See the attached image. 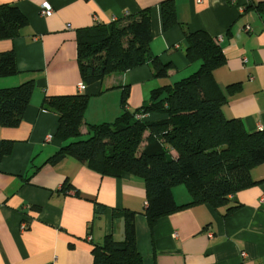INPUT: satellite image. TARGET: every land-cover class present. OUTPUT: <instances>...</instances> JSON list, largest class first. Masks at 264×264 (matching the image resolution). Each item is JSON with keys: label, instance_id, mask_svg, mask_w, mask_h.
I'll list each match as a JSON object with an SVG mask.
<instances>
[{"label": "crops", "instance_id": "0c3cea01", "mask_svg": "<svg viewBox=\"0 0 264 264\" xmlns=\"http://www.w3.org/2000/svg\"><path fill=\"white\" fill-rule=\"evenodd\" d=\"M161 1L0 0L26 18L17 37L0 40V51L14 50L18 69L0 77V88L29 79L35 84L20 124L0 126V140L13 142L12 151L0 158V264H91L94 244L106 235L121 237L123 221L112 217L113 208L134 212L137 248L145 264H264V163L249 172L255 183L231 196L229 206L238 204L231 213L226 206L195 204L150 227L143 214L141 177L101 176L72 156L45 162L62 144L53 136L56 114L42 108L45 96L82 92L88 96L86 124L113 122L123 109V86L128 87L126 109L133 111L153 89L195 69L185 56L184 33L196 30L216 38L226 57L213 71L227 99L223 114L240 119L249 131L264 129V0H173L178 24L167 30ZM43 2L53 8L46 17L39 13ZM145 8L150 12V50L168 65L166 76L155 77L143 64L78 91L77 30ZM65 180L71 189H61ZM173 196L180 204L189 201L180 186L173 188ZM94 201L107 208L98 217Z\"/></svg>", "mask_w": 264, "mask_h": 264}, {"label": "trees", "instance_id": "16d2710c", "mask_svg": "<svg viewBox=\"0 0 264 264\" xmlns=\"http://www.w3.org/2000/svg\"><path fill=\"white\" fill-rule=\"evenodd\" d=\"M160 4L167 30L178 24L173 0ZM25 24L15 5H0V40L14 39ZM184 36L185 56L195 69L153 89L149 99L133 111L126 109L128 87L123 86V109L113 122L86 124L88 96L82 92L45 96L42 101L43 109L56 114L53 136L62 143L45 162L54 164L72 156L101 176L141 177L146 191L143 214L150 227L158 218L195 204L226 206L227 214L231 213L238 207L229 206L231 196L254 184L249 172L264 163V129L249 131L240 119L227 118L222 112L227 99L213 71L226 57L218 40L204 30ZM150 40L149 8L107 24L79 28L76 58L82 82L86 86L143 64L152 68L155 77L166 76L168 65L152 54ZM17 73L14 50L0 51V77ZM34 88L33 79L0 88V126L20 124ZM84 124L85 133L81 131ZM12 148V141L0 140V158ZM181 185L189 201L180 204L173 188ZM71 188L68 180L61 187ZM106 209L94 201L96 217ZM111 212L114 219L123 221L121 237L106 235L94 244L91 264H145L137 248L134 212L124 208Z\"/></svg>", "mask_w": 264, "mask_h": 264}, {"label": "built area", "instance_id": "2783aa9c", "mask_svg": "<svg viewBox=\"0 0 264 264\" xmlns=\"http://www.w3.org/2000/svg\"><path fill=\"white\" fill-rule=\"evenodd\" d=\"M200 1V0H199ZM228 2H230V3H236L237 1L236 0H227ZM239 10H242V8H240ZM39 13H40V15H42V16H49V15H51L52 13H53V8H52V6L50 5V3H48V2H43L42 4H41V6H40V10H39ZM125 16V15H124ZM69 27V26H68ZM244 29L245 30H248L249 29V26L248 25H246L245 27H244ZM85 88V84L83 83V82H80L78 85H77V90L78 91H82L83 89ZM48 138H51V136L50 137H48ZM26 226H27V224H26V222L25 221H23L22 223H21V225H20V228L22 229V230H24L25 228H26ZM210 236H211V234H209ZM88 239H90L89 237H88Z\"/></svg>", "mask_w": 264, "mask_h": 264}, {"label": "rangeland", "instance_id": "374dc122", "mask_svg": "<svg viewBox=\"0 0 264 264\" xmlns=\"http://www.w3.org/2000/svg\"><path fill=\"white\" fill-rule=\"evenodd\" d=\"M180 187L184 188L182 185H181ZM118 238H119V237H118Z\"/></svg>", "mask_w": 264, "mask_h": 264}]
</instances>
